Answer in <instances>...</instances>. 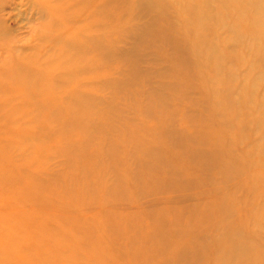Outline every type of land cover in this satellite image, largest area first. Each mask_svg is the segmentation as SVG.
<instances>
[{
    "label": "bare ground",
    "instance_id": "bare-ground-1",
    "mask_svg": "<svg viewBox=\"0 0 264 264\" xmlns=\"http://www.w3.org/2000/svg\"><path fill=\"white\" fill-rule=\"evenodd\" d=\"M144 1H139V3H145V7L139 11V14L133 11V8H130L127 14H121L127 20L140 19L141 22H139L137 27L131 25L132 27L125 29L121 26L118 29L123 30L114 33L117 28L114 29L115 27L111 23L118 16L117 9L121 8L118 4L113 7L109 3L105 5L102 0H68V2L67 0H59L62 9L54 11L50 8L53 0H46L41 5L43 11L41 16L44 19L42 18V28L38 31V44L34 45L29 53L20 56L12 53V50L9 48L4 47L5 53L10 57H14L15 61L10 62L8 59L0 57V198L5 197V190L9 180L7 176L8 172L7 174L5 172L10 164V160L7 157L9 150L14 145V140L18 141H16L17 143L15 142V147L18 148L17 151H20V153L29 150V148H24V145L26 147H28L27 145L31 147L37 146L48 139V136L53 135H62L70 139L74 136V139H76L73 140L76 142L74 145L75 149L77 146H79L78 148L86 149L88 144L92 143L91 140L92 135L95 133V128L102 133H111V131H115V128L119 126L124 127L123 123H126L124 121L126 119L125 110L116 108V104L123 103L125 99H133L140 95L141 92H138L137 89L134 91L132 88L133 84L137 87H151L148 78L151 73H145L142 79L136 69V62L139 59L145 61L154 60L158 65L165 66L162 67L161 74L171 81L169 85L165 86L166 91L170 94H175L176 97H163L160 100L164 104H157L155 98L162 97V94H157V96L153 97V101H151L152 98L145 100L146 106L143 105V100L140 99L134 103V107L128 108L125 106L128 114L141 109V113L145 115L142 120L139 121L138 119L136 124L130 126L131 132H127L125 128H122L123 131L121 130L123 136L126 135L128 139L130 137L134 141L137 146L135 150L137 151L135 153L137 155L136 158L140 160L137 161L140 162L139 166L135 168L133 175L127 180V183H133L135 190H139L142 187L144 189L155 188V192L163 197L166 193H160L159 190L164 192V189L170 188L167 185L175 186L171 182L170 176L178 177L176 178L177 182L181 180V176L179 175L181 174L180 170L170 168L169 163H180V165L187 167H196L198 171L191 170V173L187 177H195L198 186L202 188L199 191L193 189L192 196L209 198L207 201L202 199L198 205L191 206V204H185L181 212H183V215L187 214L190 217H194L193 222L200 218L203 222L202 225L204 223H213V227L211 228L215 232L212 231L207 234L209 235L208 241L211 236L210 243L212 245L218 247L224 246L221 243L222 238L219 240L216 238V241L213 240V236L218 234L223 237L228 235L226 238L232 241L230 245L227 244L229 245V249L226 250L228 252H215L211 255H207L205 252L201 260L190 249L183 248L184 234L176 232L178 230L176 223L180 224L178 223L179 218L171 220V217H168L170 215L169 212H176L177 210L174 203L169 201L166 203L168 208H157V203H149L150 200L158 199L157 195L139 196L138 201H143L142 203L145 204L143 207L137 206L136 209L141 211L139 218L143 219L141 223H153V226H150L149 230L164 228L163 226L167 227L170 221L171 223H175L174 225L170 224V226L175 227L174 230H170L169 232L157 229L155 233H144L141 250H146L147 253L143 257L139 255L134 256L131 260L136 261L137 264H157L154 260L158 258L169 264L171 257L168 255L173 250L175 254H178L175 256L178 262L185 264H264V226L262 229H258L259 223L264 222V204L259 202L262 197L260 191L264 189V184L249 188H245L239 184V186H236L237 190L235 192H242L241 198L244 193H248L253 199L252 202H248L245 197L234 201L233 199L235 198L231 193L223 192V188L233 179H242L241 183L249 182L253 179L264 183V145L261 144V148L263 149H258L259 142L264 140L263 111L257 112L252 116L251 111L253 108H251V111L249 108L256 106L258 98L255 95V88L248 85L246 81V83L243 82L242 75L240 76L241 83L237 91V96H239L238 101L230 100L228 102L225 100L222 102L218 100L220 93L214 91V85L217 82L228 93L232 85V72L224 70L223 63L218 58V55L222 51L227 50L230 43L245 46V49H250L248 47L250 44L255 45L250 49V52L232 53L231 62L234 61L240 66H244L245 64V67L250 68L249 66L251 65L247 66L250 61L249 59L253 60L256 56L264 58V5L259 3V0H242L236 8L235 13L220 16L211 6L207 8V4L204 3L206 0H200L194 5H190L191 0H179L177 2V5L188 6L185 10L187 13L191 12L194 15L200 11L199 14L205 17L204 20L220 23L226 28V35L224 37H209L208 40L212 39L209 43L203 41L199 36L198 31L203 28V23L199 22V20L195 24V30L190 33L192 43L189 53L191 55H193L192 52L199 54L197 58L198 67H203L209 63L214 64L215 74L217 75V78H210V81L204 75L196 77V87L193 86V88L199 92H209V97L205 98L206 100L208 98V100L203 102L201 100L199 102L196 96H194L196 99L192 97V92L194 91L181 88L183 86L187 87L188 82H190L189 79L193 78L192 71H190L185 63L179 62L180 64L171 63L169 65L166 61H157L154 57L150 58L151 60L143 57L145 56L143 54L145 51L151 47H155L154 44L156 43L154 42H156V39L161 40L163 43L166 42L167 47L176 50L178 57L182 54L186 55V53L182 52V48L178 46L181 45L180 42L184 38L183 33L174 35L176 34L175 30H177V26L174 24L166 25L164 23L165 26H163L159 22L160 20H165L162 15L156 19L157 25L152 23L154 20H150V16L148 15L152 11L153 3L157 0ZM247 8H253L255 12L254 17L251 21L245 22L243 26H239L242 23L241 20H245V16L243 15L247 11ZM176 12L178 16V11L176 10ZM104 18H106V22L102 21ZM195 19L197 18L193 17L192 22ZM76 22L80 23L78 28L74 27ZM82 24L85 26H81ZM105 25L109 28L111 25L113 30L108 28L109 31H106L107 27H104ZM167 31H172L169 36L166 33ZM251 31H258L259 36L255 38L249 37L248 34ZM124 37L134 39L131 48L124 50V52L116 51L113 48L108 51L105 50V47L111 45V42ZM156 48H166V45L165 43L164 47L157 45ZM103 57H107L108 61L120 63L121 69L116 72L118 75L122 73L123 78L109 81V79H105V76L102 75V77L93 78L95 79L94 82L93 79L90 81L86 78L84 80H77L73 77L76 74L80 76L87 75L86 72L89 66L96 72L101 71L99 63ZM175 69L181 70L180 77L173 76ZM259 71H262V69ZM262 74L263 72L260 75ZM103 89L113 91L112 95L108 98L110 103H106L99 96V93H102ZM180 91H183L180 96L186 102L185 107L180 105V96L178 94ZM29 95L35 99V103L28 101L27 97ZM141 104L142 108L140 107ZM189 105L191 107L199 106L200 112L196 114V110L191 113ZM28 107H32L33 111H28ZM41 109H45L49 113V116L42 119L38 115ZM90 112L98 116L95 120L96 123L92 122V119H89ZM149 116L152 118H149ZM112 117L115 118V126L111 128L109 125ZM223 117L226 121L221 123L217 128L215 124L212 125L210 122L211 119H223ZM148 118L149 120L151 119L152 127L146 122ZM52 123H55V126L50 127ZM118 123H120L119 126ZM42 125L44 129L38 131V127ZM46 125H49V127ZM228 128L232 129L231 131L237 132L235 138H238L234 139L230 146H227L226 151L224 150L226 155L221 156V148L218 146L220 145L219 138L225 137L227 140L229 137L232 138L225 131ZM150 129H153L154 135L159 138L160 145L156 149L146 150L140 147L136 139L146 144L148 140L147 131ZM246 131L257 136V139L251 140L253 141L251 144L249 143L250 140L244 141L247 140V137H244L243 134ZM139 135H142V137H139ZM125 139L126 137L124 136L121 140H115V142L126 145ZM236 140H238V144L241 147V156H235V149L231 147ZM27 141H30L31 144ZM111 142L110 140L107 141L109 147H111ZM93 146L92 144L91 148ZM116 148H120V146L117 145ZM250 149L254 150L253 153ZM218 154H220V157H217ZM147 156H151V159L148 160L147 164H144L141 159ZM128 161L125 163L126 165L130 163L131 159H128ZM233 161L238 165L236 170L231 166ZM107 162L105 163L107 166L110 165V162L118 163L117 160H108ZM87 164L86 170L92 168L96 171L98 165L93 167L95 163ZM217 169L219 170L217 171ZM143 172L155 175L154 177L151 176L153 185H145ZM172 172L175 175L171 174ZM11 175L15 176L13 171ZM111 175L117 183H123L115 174ZM24 187L20 190H25ZM31 187H29L31 191L28 190L30 194L27 193V195L34 197L35 188L32 187L33 189H31ZM114 198L117 199L116 197ZM259 205L263 208L259 209ZM243 209L246 212L242 213ZM249 211L256 212L254 220L248 214ZM104 214L108 215L110 213ZM237 214L239 218L236 216ZM106 215L104 218L108 219L110 224L105 229L114 234L113 241L116 244H120V239L124 238L125 235L127 236V233L121 230L123 226L126 229H133L128 234L138 244L137 239L143 231L140 226L138 227L136 217L131 216L132 221L129 222L133 227L129 228V222L121 223L124 219L120 215L114 214L115 220L111 216L107 217ZM214 215H216L215 219ZM144 216L146 217L145 219ZM236 218L238 220H235ZM184 226L182 225L183 229H185ZM224 226H226L225 230ZM246 229L249 231L245 233ZM248 232L250 234L247 235ZM189 233L194 238L207 240L205 238L206 235L202 231ZM169 236H175V239L168 240ZM258 238L262 242L258 241ZM135 242L128 241L129 245H131L129 249L134 250L137 247ZM188 244L190 245L191 243L189 242ZM227 245L224 247H227ZM156 246H160L162 249L159 250ZM8 253L0 255L1 264L5 262ZM9 259L10 257L7 258L10 263L7 264H17L11 262ZM206 259H209L208 262Z\"/></svg>",
    "mask_w": 264,
    "mask_h": 264
},
{
    "label": "rangeland",
    "instance_id": "rangeland-1",
    "mask_svg": "<svg viewBox=\"0 0 264 264\" xmlns=\"http://www.w3.org/2000/svg\"><path fill=\"white\" fill-rule=\"evenodd\" d=\"M45 1L46 0H0L1 58H6L10 62L15 61L14 57H10L5 53L4 47L9 48L10 50H12V53L20 56L29 53L32 47L38 44V31H40V29L42 28L41 24L44 19L43 16H41L43 12L41 5H43ZM102 1L105 5L109 3L110 6L113 5V7H115L118 4L121 7L117 9L118 16L114 18L111 23L112 26L115 27L114 29L117 28L114 33H118L120 32V30H123L118 29V27L123 26L125 29L127 27H132L131 25L137 27L139 22H141L140 19L127 20L121 15L123 13L127 14L130 8H133V11L139 14V11H141L145 7V3H139V1L141 0ZM178 1L179 0H157L153 3L152 11L149 12L150 15L148 16H150V20H154L152 23L156 25V19H158V17L162 15L165 20H160L159 22H161L163 26H165V24H174L177 26V30H175L176 34L174 35L183 33L184 38H182V42H180L181 45L178 46L182 48V52L186 53V55L182 54L178 57L176 50L167 47L168 45L166 42H164L166 48H156L157 45H160V47H164V43L161 42V40L156 39V42H154L156 43L154 44L155 47H151L149 50L145 51V53H143L145 56L143 57L148 59L154 57V59H156L157 61H166V63H168L169 65H171V63L178 64L179 62L185 63L189 67L190 71H192L193 78L191 77L189 79L190 82H188L187 87L183 86L184 88H181H187L189 91H194L192 92V97L196 96V98L199 99V102L201 100V102L207 101L208 98L207 100L205 98L209 95L208 91L199 92L197 89L193 88V86L196 87V77H198L199 75H204L210 81V78L215 79L217 78V75L215 74L216 71L214 70V64L209 63L207 65H204L203 67H198L197 58L199 57V54L197 52H192L193 55L189 53L192 43V37L190 33L195 30V24L197 23V20H199V22L203 23V28L199 29L198 31L199 36L203 41L209 43V41H212V39L208 40L209 37H224L226 35V28L220 23L204 20L205 17L199 14L200 11H198L194 15L191 12L187 13L185 10L188 8V6H180V4L177 5ZM199 1L200 0H191L190 5H194ZM124 2H126V6H124ZM240 2H242V0H206L204 3L207 4V8L211 6L212 9H215V11L219 13L220 16H225L227 14L235 13L236 8L238 7V5H240ZM258 2L264 5V0H259ZM50 8H52V10L54 11L62 9L59 0H53ZM176 10L178 11V16ZM254 14L255 12L253 8H247V11H245L243 15L245 16V20H241L242 23H240L239 26H243L245 22L251 21V19L254 17ZM193 17L197 19L192 22ZM103 20L104 22H106V18L102 19V21ZM79 26L80 23L78 22L74 24V27L78 28ZM81 26L85 25L82 24ZM104 27H107V25H105ZM108 28L109 27L106 28V31H109V29L113 30V28H111V25L110 28ZM171 32L172 31H167L166 33L169 36ZM248 36L251 38H255L256 36H259V32L251 31ZM170 40L172 41V39ZM133 43V38L124 37L122 39H117L114 42H111V45L106 46L105 50L108 51L113 48L116 51L124 52V50L131 48ZM253 46L255 45L250 44L248 47L251 49ZM244 47L245 46H240L239 44L230 43L227 50H225L224 52L222 51L218 55V58L223 63V69L232 72L231 75L233 74V79L229 93L218 82L214 85V91L216 93L222 94V96H220V94L218 95V100L222 102H224L225 100H227L228 102L230 100L238 101L239 96H237V91L239 84L241 83L240 76L242 75L241 78L244 80L243 82L246 81L248 85H251L253 88H255V95L258 98L256 106L249 108L250 111L251 108H253L251 111L252 116H254L257 112L262 111L264 115V58L256 56L253 58V60L249 59L250 61L248 62L247 66L251 65L249 66L250 68L245 67V64L244 66H240L234 61L231 62V55L233 52L239 53L242 51H251L250 49H245ZM101 59L102 60L99 63L101 65V71L96 72L89 66L86 72L87 75L80 76L76 74L73 77H75L77 80H84L86 78L88 81L92 80L93 78L96 79L98 76L102 77V75L105 76V79H109V81H113V79L123 78L122 73H119L118 75L116 72L121 69L119 62L108 61L107 57H103ZM162 67L165 66L158 65L154 60L145 61L139 59L136 62V69L138 70V73L142 79L144 78L143 75H145V73H151L148 77L151 87H137L133 84L132 88L134 89V91L135 89H137L138 92H141L140 95L134 97L133 99H125L123 103L116 104V108L125 110L126 119H124V121L128 125L126 123H123L124 127H120V123H118L119 127L115 128V131H111V133H102L95 128V133L92 135V143L88 144V147L86 149L78 148L79 146H77V148L75 149L74 145L76 142L73 140L76 139H74V136H72L70 139L69 137H64L62 135H53L48 136V139L39 143L37 146L31 147L30 145H27L28 147H26V145H24L23 147L27 149L29 148V150H25L24 153H20V151H17L18 148L15 147V144L18 141L14 140L15 142H17H13L14 145L9 150L7 157V159L10 160V164L9 167L6 168L5 172L6 174L8 172L7 176L9 178L5 190V197L0 198V255L9 252L6 257H10L9 260L17 264H137V262L131 260V258H134V256L137 255L143 257L145 253H147L146 250H141V247L143 246L142 241H144V233H155L157 229H162L163 231L169 232L170 230H174L175 227L170 226V224H175L171 223L170 221L167 227L163 226L164 228L149 230V227L153 226L152 222L141 223V220H143L139 219L141 211L137 210L136 207H143L145 203H142L143 201H138V197H146L152 195H157L158 199H154L155 201L150 200L149 203H157V208H168L166 203L169 201H172L176 206H174L175 209H177L176 212H169L170 215L168 217H171V220L179 218L178 223L180 224L176 223V228L178 229L176 230V232L184 234V249H190V251L193 254H196V256L201 260L205 252L207 253V255H211L215 252L217 253L221 251H223L224 253L228 252L226 250L229 249L228 246L232 241L231 239L226 238L228 237V235H226L225 237L220 236V234L213 236V240L215 241L216 238L218 240L222 238L221 243L224 246L229 244L227 245V247L214 246L210 243L211 236L208 241L209 235H207L212 231L215 232L214 229L211 228L213 227V223H204V226V224L202 225V219L199 218L197 219V221L193 222L192 220L194 217H190L187 214L183 215V212H181L182 208L185 207V204H191V206L198 205L199 203H201L202 199L207 201L209 198L203 196H192L193 189L199 191L202 188L198 186L195 177H187V175L191 173V170L198 171L196 167H187L185 165H180V163H169L170 168L180 170L181 174L179 175L181 176V180L180 182H177L176 178L178 177L170 176L172 179L171 182L175 186L167 185L170 188H167V190L164 189V192L159 190L160 193H166L165 195L167 197L165 195H163L162 197L161 195L157 194L155 192V188L144 189V187H142L139 190H135L133 183H127V180L130 179L135 168H137L140 163L137 162L140 160L136 158L137 155L135 154L137 153V151H135L137 149V146L135 145L134 141L130 137L129 140L126 135L124 136L126 137L125 144L127 146L117 143L115 142V140H121L122 137H124L122 135V128H125V130L129 132L130 126L136 124L138 119L139 121L142 120L145 115L141 113V109L130 112V114H128L126 112L125 106H127L128 108L134 107L133 105L135 102L139 101L138 99L143 100V105H145L146 99L148 100V98H152L151 101H153V97L155 95L157 96V94H162V97L155 98V102L157 104H164L160 100L163 97H176L175 94H170L166 91L165 86L169 85L171 81L169 80V78L162 76ZM260 69H262V71H259ZM262 72L263 74L260 75ZM179 74H181V70L175 69L173 76L175 75L180 77ZM95 79H93L94 82ZM101 92L102 93H99V96L102 97V99L106 103H110V100L108 98L110 95H112L113 91L109 89H103ZM182 92L183 91L178 92L179 96L180 94L182 95ZM27 98L31 103L36 102L32 96L30 97V95ZM180 105L182 107L186 106V102L181 98V96ZM140 107L142 108V104ZM189 109L191 113L196 110V114L200 112L199 106L191 107L189 105ZM27 110L33 111V108L28 107ZM38 115H40L42 119H44L45 117L49 116V113L45 109H41L38 112ZM89 116V119H92V122H95V120L98 118L95 113L91 112ZM149 118L152 117L149 116ZM149 118L146 122L149 126L152 127L151 119L149 120ZM224 121H226V119H224L223 117V119H211L210 122L212 125L215 124L217 128ZM230 121L232 120L230 119ZM114 123L115 118L112 117L109 127H114ZM46 126L49 127V125ZM51 126H55V123H52L50 127ZM41 129H44L43 125L39 126L37 130L39 131ZM231 130L232 129L228 128L225 131L227 132V134H230L232 138L229 137L228 140L225 137L219 138L220 145L218 146L221 148V156L225 154L224 150L226 151L227 146H230L231 142H233L234 139L238 138H235V134L237 132ZM88 134L91 135L90 132H88ZM243 134L244 137H247V140L244 141L250 140V144L253 142L251 141L252 139H257L256 135H254L253 133H249L248 131ZM147 136L148 140L146 144L138 139H136V141L143 149H156V147L160 145V140L157 136L154 135L153 129L147 131ZM139 137H142V135H139ZM109 140L112 141L111 147H109L107 144V141ZM27 142L31 144L30 141ZM92 144L94 146L91 148ZM261 144L264 145V140L259 142V150L263 149L261 148ZM117 145H119L120 148H116ZM231 147L235 149V156H241L242 152L241 147L238 144V140H236V142L232 144ZM250 151H252L253 153L254 150L250 149ZM14 155L16 156L14 157ZM217 157H220V154H218ZM128 159H131V161L126 165L125 163L129 162ZM150 159L151 156H147L144 159H141V161L144 164H147L148 160ZM108 160H117L118 163L110 162V165L107 166L105 163H108ZM11 161L13 164L11 163ZM87 163H95L93 167H96L98 165L96 167V171H94L92 168L86 170V167L88 165ZM232 163L233 164H231V166L234 168V170H236L238 165H236L235 161H233ZM14 164L17 165L15 166ZM13 169H15L16 171ZM25 170H27L26 173ZM218 170L219 169H217V171ZM12 171L15 174L14 177L11 175ZM111 174H115L121 179L123 183H117V181L113 179ZM146 174L147 173L143 172V181L145 185H153L151 179L155 175L152 173L147 174V176ZM171 174L174 173L172 172ZM241 180L242 179L231 180L227 184V186L223 188V192L231 193L235 198L233 199L234 201L245 197L248 202H252L253 199L249 196L248 193H244L241 198L242 192H235L237 190L236 186L243 185L245 188H249L256 187L264 183L257 182L254 179L249 182L241 183ZM21 182L24 185H22ZM31 186L35 188V191L33 193L34 197H32L31 195H27V193L30 194L31 190L29 189V187ZM23 187L25 190H20ZM32 187L31 189H33ZM260 193L262 194V197L259 202H262L261 204H264V189L261 190ZM114 197H116L117 199H115ZM258 208L260 209L263 207L259 205ZM244 212H246L245 209L242 210V213ZM104 213L110 214L106 215ZM146 213L148 214V212ZM114 214L120 215V217L124 219L121 221V223L123 224L125 222H131V216L137 218L136 223H138V227L140 226L143 231L140 237L137 239L138 244L134 241L132 236L130 238V235L128 234L130 231H133V229H126L124 226L121 228V230L122 232L127 233V236L125 235L124 238L120 239V244H116L113 241L114 234L111 231L109 232L108 229H105L109 227V220L105 219L104 217L105 215L107 217L111 216L115 220ZM248 214L252 217V220L256 218L255 211H249ZM215 216L216 215H214V219ZM236 216L238 217V214ZM145 218L146 217L144 216V219ZM238 218H236L235 220H238ZM181 224L183 226L186 225L184 226L185 229L182 228ZM263 226L264 222H260L258 229H262ZM128 227L130 228L133 226L130 223ZM225 228L226 226H224V230ZM198 231H202V233L206 235L205 238L207 240L204 241V239H197L189 235V232L194 233ZM247 231L249 230L246 229L245 233ZM248 234H250V232H248L247 235ZM170 239H175V236H169L168 240ZM257 240L262 242V240L259 238ZM128 241H131L133 243L135 242V245H137V247H135L134 250L129 249V246L131 245H129ZM189 242L191 243L190 245L188 244ZM156 248L159 250L162 249L160 246H156ZM177 255L178 254H175V252L172 250V252L168 255L171 257L169 264H185L178 262V259L175 258V256ZM7 258L2 264L10 263ZM206 260L208 262L209 259ZM154 261L157 262V264H166L162 261V259L160 260L156 258V260ZM203 261H205V259H203Z\"/></svg>",
    "mask_w": 264,
    "mask_h": 264
}]
</instances>
